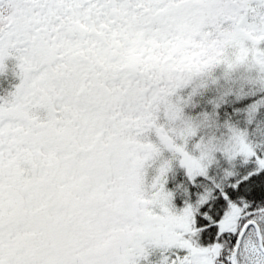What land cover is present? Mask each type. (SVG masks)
I'll return each instance as SVG.
<instances>
[{"label":"snow or ice","instance_id":"1","mask_svg":"<svg viewBox=\"0 0 264 264\" xmlns=\"http://www.w3.org/2000/svg\"><path fill=\"white\" fill-rule=\"evenodd\" d=\"M0 264H264V0H0Z\"/></svg>","mask_w":264,"mask_h":264}]
</instances>
